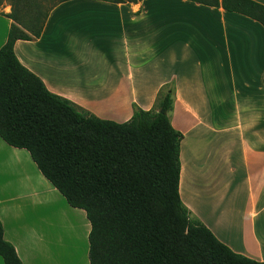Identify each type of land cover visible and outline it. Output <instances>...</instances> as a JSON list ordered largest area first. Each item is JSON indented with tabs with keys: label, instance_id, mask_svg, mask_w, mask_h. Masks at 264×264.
<instances>
[{
	"label": "crops",
	"instance_id": "0c3cea01",
	"mask_svg": "<svg viewBox=\"0 0 264 264\" xmlns=\"http://www.w3.org/2000/svg\"><path fill=\"white\" fill-rule=\"evenodd\" d=\"M3 13L11 7L0 4V49L12 25ZM15 53L52 93L118 123L154 109L174 82L182 201L232 251L264 262L260 23L189 0H70ZM0 221L23 264H90L86 213L67 203L26 150L1 137Z\"/></svg>",
	"mask_w": 264,
	"mask_h": 264
},
{
	"label": "trees",
	"instance_id": "16d2710c",
	"mask_svg": "<svg viewBox=\"0 0 264 264\" xmlns=\"http://www.w3.org/2000/svg\"><path fill=\"white\" fill-rule=\"evenodd\" d=\"M66 1L8 0L11 13L2 15L12 25L0 49V137L26 150L67 203L86 213L90 264H264L232 251L184 205L183 135L170 118L173 84L160 93L158 110L138 108L118 123L52 93L20 62L16 43L39 39L51 11ZM189 1L264 27V5L253 0ZM0 256L4 264H23L1 221Z\"/></svg>",
	"mask_w": 264,
	"mask_h": 264
},
{
	"label": "rangeland",
	"instance_id": "374dc122",
	"mask_svg": "<svg viewBox=\"0 0 264 264\" xmlns=\"http://www.w3.org/2000/svg\"><path fill=\"white\" fill-rule=\"evenodd\" d=\"M0 4L3 6V7H11L8 0H0ZM170 84H173L174 88H175V83L172 82ZM170 84L168 86H170ZM166 89H164L163 91H166L167 90V87H165ZM158 103V102H157ZM156 103L155 107H154V110H158V104ZM176 115L175 114H171V118L173 117V120H175V117Z\"/></svg>",
	"mask_w": 264,
	"mask_h": 264
}]
</instances>
